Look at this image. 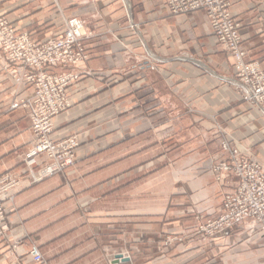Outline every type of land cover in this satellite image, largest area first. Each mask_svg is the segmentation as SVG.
I'll list each match as a JSON object with an SVG mask.
<instances>
[{
    "label": "crops",
    "instance_id": "0c3cea01",
    "mask_svg": "<svg viewBox=\"0 0 264 264\" xmlns=\"http://www.w3.org/2000/svg\"><path fill=\"white\" fill-rule=\"evenodd\" d=\"M228 1L248 59L264 68V0ZM0 15L38 40L74 17L91 32L89 60L59 69L79 73L54 131L82 144L77 161L21 184L6 205L15 226L0 239V264H38L32 246L41 264H264V246L244 231L251 222L207 247L193 235L161 246L198 213L220 214L234 184L212 170L224 140L264 165V114L231 84L205 12L174 15L162 0H0ZM6 65L0 54V178L25 169L33 138L27 110L10 108L33 88L17 87Z\"/></svg>",
    "mask_w": 264,
    "mask_h": 264
},
{
    "label": "built area",
    "instance_id": "2783aa9c",
    "mask_svg": "<svg viewBox=\"0 0 264 264\" xmlns=\"http://www.w3.org/2000/svg\"><path fill=\"white\" fill-rule=\"evenodd\" d=\"M174 15L195 11L206 13L211 30L221 50L231 58V84L241 99L264 114V68L248 59L237 17L228 0H162ZM91 36L85 22L77 17L66 21L63 31L54 37L38 40L21 31L0 15V54L7 62L8 75L17 87L31 86L30 96L15 100L11 109L23 107L31 121L33 138L24 158L25 169L18 175L0 178V239L9 241L15 222L9 218L7 204L13 203L21 184H33L63 172L77 160L76 137L56 139L55 118L72 105L69 88L79 79V73L59 70L76 67L89 60L85 41ZM224 158L212 165L216 180L223 185L234 180L225 193L221 212L210 222L213 231L239 228L251 222L250 233L264 239V165L242 153L229 140L221 144ZM20 244H10L11 252ZM32 260L44 259L36 246L29 251ZM128 257V256H127Z\"/></svg>",
    "mask_w": 264,
    "mask_h": 264
},
{
    "label": "rangeland",
    "instance_id": "374dc122",
    "mask_svg": "<svg viewBox=\"0 0 264 264\" xmlns=\"http://www.w3.org/2000/svg\"><path fill=\"white\" fill-rule=\"evenodd\" d=\"M80 146H82V144L80 143V145L77 147L79 148ZM77 156V155H76ZM77 161V160H76ZM75 161V162H76ZM74 162V164H75ZM25 164V163H24ZM197 213V212H196ZM216 217H211V218H207L203 216V213H198L196 216L193 217L192 221H195L196 223L194 224V226L190 229H186L185 231L187 232H181L179 236L177 235H167L164 240L162 241L161 246L163 247L162 249H166L168 246H170V244L172 242L175 241H181L183 242L184 240L187 239V237L189 235H193V237H191L190 239H193L194 236L199 238V241L201 242L202 245H204L205 247L210 246L211 244L215 243L216 239L218 238V236L220 235V233L224 232V231H234L237 230L238 228H232V229H226L223 231H213L212 230V226L211 223L212 221H214V219H216ZM245 233H247L248 237L250 239H253V241H258L260 244H262L264 246V239L260 238V236L255 235L250 233V231H247V229L244 230ZM192 242H188L186 247L191 246ZM210 253V256L212 255V250L208 251ZM130 255H128L129 257ZM130 258V257H129ZM137 260H142L141 257H139V259Z\"/></svg>",
    "mask_w": 264,
    "mask_h": 264
},
{
    "label": "water",
    "instance_id": "95a60500",
    "mask_svg": "<svg viewBox=\"0 0 264 264\" xmlns=\"http://www.w3.org/2000/svg\"><path fill=\"white\" fill-rule=\"evenodd\" d=\"M123 258V255H118L117 257H116V260H118V259H122Z\"/></svg>",
    "mask_w": 264,
    "mask_h": 264
}]
</instances>
